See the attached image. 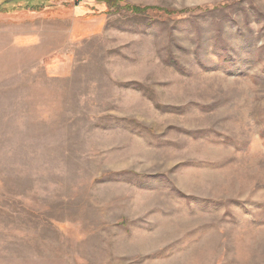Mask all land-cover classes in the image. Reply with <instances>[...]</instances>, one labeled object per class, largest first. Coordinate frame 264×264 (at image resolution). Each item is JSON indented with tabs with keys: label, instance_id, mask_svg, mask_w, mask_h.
<instances>
[{
	"label": "rangeland",
	"instance_id": "1",
	"mask_svg": "<svg viewBox=\"0 0 264 264\" xmlns=\"http://www.w3.org/2000/svg\"><path fill=\"white\" fill-rule=\"evenodd\" d=\"M0 264H264V0H0Z\"/></svg>",
	"mask_w": 264,
	"mask_h": 264
},
{
	"label": "built area",
	"instance_id": "2",
	"mask_svg": "<svg viewBox=\"0 0 264 264\" xmlns=\"http://www.w3.org/2000/svg\"><path fill=\"white\" fill-rule=\"evenodd\" d=\"M65 3H79L82 0H63Z\"/></svg>",
	"mask_w": 264,
	"mask_h": 264
}]
</instances>
